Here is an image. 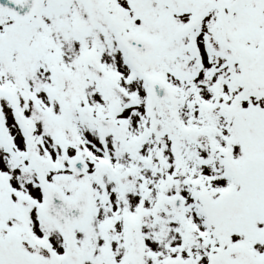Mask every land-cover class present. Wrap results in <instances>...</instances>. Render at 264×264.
<instances>
[{"label": "rangeland", "instance_id": "obj_1", "mask_svg": "<svg viewBox=\"0 0 264 264\" xmlns=\"http://www.w3.org/2000/svg\"><path fill=\"white\" fill-rule=\"evenodd\" d=\"M234 3L233 9L230 11L226 10L224 14L228 23V31L236 39L235 45L237 50L243 48L249 53V59L245 64L247 72L250 74H264V0H234ZM222 4L228 7L229 2L224 0L222 1ZM130 8L131 6L129 7V10ZM205 8H208V6H205ZM212 28L213 17L212 14H210L205 18L204 35L208 44L204 45L206 50L211 51L214 54H206L202 44H193V48L192 44H174L171 49L172 57L170 63L172 68L174 66H182L189 69L194 68L195 62L198 66L200 62H203L204 67L208 69V72L206 73H210L212 79L208 81L206 76L203 75L201 80L202 87L200 88L204 93L205 100H210L217 94L216 91H212L213 83H215V85L226 87L227 91L229 90L230 93L234 94L232 90L235 87L230 86L221 78H225L226 76L231 79L239 76L242 71L241 66L236 62V59L233 58V53L229 49H227L222 43L214 44L215 42L212 40ZM106 38L107 37L104 36L103 41H105ZM122 55L123 58L120 62L124 63L130 61L126 55L123 53ZM157 61L158 58L155 62L157 63ZM102 62L107 73L110 75L113 74L112 70L115 69L117 65L116 62L119 61L115 60L114 64H110L102 58ZM214 68H220V73H214ZM125 69L114 79V82L119 90H123L125 93L136 94L138 93L139 87H144L142 80L137 79L138 82L136 83L127 81L125 74L130 72V70L127 68ZM189 71L192 70L189 69ZM192 72L194 75H198L199 73L198 71ZM188 85L195 90L194 82L191 81ZM144 94L141 95L142 99L145 97ZM243 98H248L247 94L241 96V99ZM261 105L262 104L260 103L259 107H261ZM183 126H181L183 136L180 133L181 130L176 129L173 131L172 150H167V154L171 155L172 161L167 162L168 155L166 154L165 146L163 144L159 149L151 152L152 159H150L149 163L150 166L158 162L171 164V172L167 174V176L172 179L173 194L178 193L183 195L187 202L181 214L178 216L173 215L172 226L175 249L184 248L183 246L186 244V231L188 233L189 247L191 248V243H194L192 239L195 238L194 235L198 232V223L202 216L198 208L200 207L201 202L199 197L218 196L220 190L227 187L225 186L226 184H233V182L229 183L228 181H225L224 178L231 177V174L226 173L225 170L232 167L233 163H230V161L234 162V159L232 157L226 158L223 156V153L218 150L219 145L221 144H217V141L211 137L209 133V137H206L205 141H202L196 136L186 137L185 139L184 136L186 134L183 131ZM203 129L204 125L193 128L194 131H200ZM262 151L263 148L260 147L259 143L252 144V154L254 156H260ZM144 158L143 155L131 160V162H133L132 168H139L143 165L140 163L144 161ZM213 160L215 168L224 172L223 175L217 178L216 183L219 185L217 187H214L210 181H207V179L210 180L209 177H206L205 174L201 175V168L207 169L208 163ZM241 164L242 160L240 164L235 167L237 171L241 170ZM195 178H202L201 185L190 184V180ZM236 188L238 191L239 186L236 185ZM193 201L197 202L194 203ZM250 222L253 224L254 230L256 231L260 227V224L264 222V216L261 213L258 215L252 212L250 215ZM246 232L249 233V230ZM178 253V250H174V254L177 255Z\"/></svg>", "mask_w": 264, "mask_h": 264}, {"label": "flooded vegetation", "instance_id": "obj_2", "mask_svg": "<svg viewBox=\"0 0 264 264\" xmlns=\"http://www.w3.org/2000/svg\"><path fill=\"white\" fill-rule=\"evenodd\" d=\"M23 111L25 109L22 107ZM111 226L112 233L108 232ZM105 232H96L93 226L87 235L85 247L93 255L95 249L102 252L104 261L106 252H111L114 264H171V251L167 242H157L154 235L145 233L141 237L138 229L132 234H126L118 224V221L105 222ZM7 217L0 210V233L7 229ZM126 258L128 261L126 262ZM95 264V263H94Z\"/></svg>", "mask_w": 264, "mask_h": 264}]
</instances>
